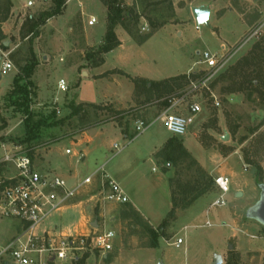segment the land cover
Instances as JSON below:
<instances>
[{"label": "rangeland", "instance_id": "374dc122", "mask_svg": "<svg viewBox=\"0 0 264 264\" xmlns=\"http://www.w3.org/2000/svg\"><path fill=\"white\" fill-rule=\"evenodd\" d=\"M121 1L132 12L123 25L117 26L120 36L136 43L137 56L142 54L148 59L143 62L128 54V65L150 63L153 70H158L155 78L160 79L176 77L189 68V73L203 72L204 66L198 62L205 50L223 60L205 87L170 104L169 113L181 116L186 115L191 104L200 106L185 135L172 137L163 121L158 120L138 138L134 137L135 121H155L165 109L162 99L166 95L159 99L153 92L136 88L131 80L132 95L120 100L119 105L108 101L96 107L80 104V113L72 120L63 117L62 109L52 104L60 78L68 87L69 101L76 103L84 91L89 92L82 84L77 87L78 72L103 62V54L96 48L85 47L83 37L98 42L106 32L107 10L100 0H68L61 14L38 28L36 38L32 27L45 13L54 10L53 0H0V21L8 14L0 22L5 47H0V59H7L13 67L5 75L0 73V143L12 146L7 154L31 152L37 169L58 174L44 163L49 146L55 150L67 146L65 139L104 123H112L122 131L125 128L127 138L118 132L100 137L105 149L98 164L104 165L105 174L113 169L118 173V168L133 169L136 174L126 179L124 194L158 223L144 221L130 201L106 203L103 217H96L99 208L95 200H90L101 190L102 179L96 176L78 201L82 202L83 214L89 215L87 230L98 224L114 233L113 249L105 257L98 252H90L84 259L82 255L77 264H213L215 255L220 256L221 264H264V228L246 217L247 209L259 199L260 186L264 187V0ZM193 9L208 12L203 24L196 23ZM90 17L95 19L93 27L87 25ZM38 46V51L46 52L49 60L37 77L43 80L41 98L48 104L43 107L35 105L37 88L32 75L29 81L20 80L17 89L6 93L11 78L30 64L32 57L37 64ZM126 47L131 50L132 46L126 43ZM109 60L108 63L116 62L113 56ZM106 74L115 75L118 71ZM96 92L100 97V86ZM63 95L59 94L61 100ZM119 112L123 114L117 115ZM37 122L44 125L33 131L35 139L25 142L29 137L26 127L32 128ZM224 136L226 141H222ZM155 137L160 145L146 160ZM1 144L0 175L9 176L13 168L2 162L5 151ZM114 144L122 150L116 153ZM56 154L51 159L53 163L60 162L59 153ZM70 164L81 171L85 163L75 165L72 159ZM91 170H82L81 179ZM219 175L229 179V192L223 195L224 205L214 206L221 198L214 185ZM193 185L209 186V191L189 206L173 209L171 192L178 199H192L196 194L190 193ZM80 211L73 206L55 212L43 227L73 231ZM18 225L16 221L0 219V247L15 234ZM152 231L157 235L155 248H151ZM76 232L84 233L79 227ZM179 239L183 242L176 246Z\"/></svg>", "mask_w": 264, "mask_h": 264}, {"label": "built area", "instance_id": "2783aa9c", "mask_svg": "<svg viewBox=\"0 0 264 264\" xmlns=\"http://www.w3.org/2000/svg\"><path fill=\"white\" fill-rule=\"evenodd\" d=\"M31 4L29 2L28 6ZM94 23L95 19L91 17L88 25ZM199 57L198 63L204 66L201 78L191 81L188 91L178 98H186L192 92L205 87L223 61L206 50ZM12 68L7 59H0V73L5 74ZM57 86L60 91L68 89L64 80H59ZM175 99L177 98L170 99L169 105H173ZM172 105L165 108L155 121H135L134 137L146 132L158 120L163 121L165 129L172 137L184 136L194 116L200 112V106L191 104L186 115L181 116L169 113ZM119 148L114 145L116 153L122 150ZM2 162L10 164L13 172L9 176L0 175V219L16 221L19 225L15 234L0 247V264H73L86 253L98 252L105 256L111 252L114 233L104 225L80 234L70 228L58 231L43 227L51 214L80 204L79 197L92 186L96 176L102 179L101 190L90 196L91 201L95 200L96 206L103 209L106 203H127L124 191L118 183L105 175L103 167L69 186L60 175L37 169L25 150L5 153ZM229 183V179L222 175L214 179V185L221 193V198L214 202V206L224 205L223 195L229 192ZM181 243L179 239L175 245L179 246Z\"/></svg>", "mask_w": 264, "mask_h": 264}, {"label": "crops", "instance_id": "0c3cea01", "mask_svg": "<svg viewBox=\"0 0 264 264\" xmlns=\"http://www.w3.org/2000/svg\"><path fill=\"white\" fill-rule=\"evenodd\" d=\"M88 21H87V25H88ZM94 25H95V23L93 25H88V27H93ZM115 34H116L120 44L118 47H116L112 51H110L106 54H103L102 64L99 66H96V67H92L91 69L81 70V72H78L80 77H79L77 87L81 86V84H82V86L87 87V90L89 92L84 91V93L81 95V97L77 100L76 103L69 101L68 95H66V92L68 91V89L66 91H60L58 89V86H57L58 81L63 80V78H60L56 82L55 89H54L55 96H54V99L52 101V104H55L58 106L59 109H62L61 113H63V117H71L70 120L74 119L75 116H72V114H71L72 113L71 107H75V106H78L80 104L97 106L100 102L108 101L110 104L115 103L116 106L119 105V103L121 102L120 100L124 101V98H129L132 95L134 86L132 85L130 80L142 79V80H146V81L157 82V81H161V80L171 78V76H167V77H163L160 79H156L155 75L159 74L158 70L156 68H155V70H153V65H151L150 63L149 64L145 63L142 66H139V65L137 66V64H134L132 66L128 65L127 64L128 54H131L132 56L136 57L135 58L136 60L140 59L143 62L147 61L148 59H145V56H143L142 54H138L141 57L137 56V53L139 51L138 45L136 43L132 42L130 39L121 38L120 33H119V29L117 27L115 28ZM83 37H84V46L85 47H91V48H96V49H98V47L103 43V40H104V36H102V38L98 42H90L89 36L85 35ZM126 43L131 44L132 52H131V50L127 49ZM38 48H39V46L36 49V54H37L36 58H37L38 62H37L36 66L33 70L32 77H33V80L35 81L36 88H37L36 104L35 105H36V107H39V106L43 107L44 105H48V104H46V102H44V100L41 98V92H42L41 89H42V85H43L42 84L43 80L39 81L37 79V77H38V74L40 72H43L44 69L47 67L49 60H48V57L46 55V52L38 51ZM66 50H67V48H66ZM206 51H208V50H206ZM112 56L115 57L116 62L108 63L110 61L109 58H111ZM59 61L63 62L62 58H60ZM111 62H113V61L111 60ZM137 62L138 61H136V63ZM73 64H74V66H76L78 68V64L76 62H74ZM11 70H13V68ZM114 70H117L118 74H115V75L106 74L107 76L104 75L105 73H107V72L111 73V71H114ZM189 72H190V68L187 69L185 72H182V73L177 74L175 76L184 75V74L186 75ZM7 73H5V74H7ZM5 74H2V75H5ZM15 77H16V74L11 78L10 86L8 87V91L6 93H8L10 90H12L13 80ZM125 77H127V78H125ZM99 86H100V90L102 89V94L100 95V97L98 96V94L96 92ZM109 89L121 90L122 92L119 94L118 93L114 94L113 91L109 92L108 91ZM63 93H65V95L62 96L63 98L61 100L59 94H63ZM59 109L57 111L60 113ZM117 132L119 135L123 136L124 138H127L125 128L122 131L120 129V127L119 128L114 127V125L112 123H104L100 126H96V127L92 128L89 131L83 132L80 135L79 134L75 135L72 137V139H69V138L65 139L64 141H68V143H69L67 146H61L59 149H56V150L52 149V147L49 146V149L47 150V152L43 156L44 163L48 167L55 169L56 172L58 174H60V176L65 179V181L67 182V184L69 186H73L74 184L81 181L85 177L91 176L100 167L104 168L103 164H102V166H100L101 164H98V163H101L100 161L102 159V156L104 154L103 152L105 149L103 139L100 140V137H104V135L108 136V134L109 135L110 134L116 135ZM138 137H135V138H138ZM160 142L161 141L155 137V139L152 142V149L150 148L149 152L146 154V157H145L146 160L150 159V155H152V153L154 152L155 147L156 146L158 147V145H160ZM114 145H116V144H114ZM114 145H113V149H114ZM1 147L3 148L5 153H7V149L11 148L12 146H8L6 143L2 142ZM57 152L59 153V156H60V162L53 163V162H51L52 161L51 159L53 158L54 155H57L56 154ZM81 158H82V160H81ZM72 159L75 160V165H79L80 163H82V164L85 163L84 165H82L83 166L82 170L85 171V169L86 170L92 169L90 174L86 175L84 178L81 179L80 173L82 170L79 171L76 168L73 169V167L70 164ZM116 172H117V169H113V170H111V172H109L105 175L107 177H109L110 179L114 180L116 183H118L120 185V187L122 188V190L125 192L124 186L127 183L126 179H128V177L135 176L136 173H134L133 169H129L128 167H124L121 170L118 168V173H116ZM128 201H130V203L132 204V208L137 213L141 214L140 217L144 221H146L147 223H150L152 225L153 224L156 225L158 223V222H153L148 213L142 212L140 210V207L136 204L135 201H134V203L129 199H128ZM81 205H82V202L77 205L81 211H80V217H79L77 226H74L73 230L78 231V227H79V228H81L82 232H86L87 231L86 222H87V220H89L88 219L89 215L86 216L87 214H85V215L83 214V210L80 207ZM98 208H99V210H98L99 214H96V217H99V218L103 217L104 207H103V209L101 207H98ZM157 221H159V219ZM94 223L96 224V222H94ZM92 224L93 223H91V225ZM97 226H100V225L96 224V227Z\"/></svg>", "mask_w": 264, "mask_h": 264}, {"label": "trees", "instance_id": "16d2710c", "mask_svg": "<svg viewBox=\"0 0 264 264\" xmlns=\"http://www.w3.org/2000/svg\"><path fill=\"white\" fill-rule=\"evenodd\" d=\"M68 0H53V3L55 4V8L53 11L47 12L44 14L42 19L32 27L33 31V38H36L38 36V28L45 24L46 21H48L50 18H53L59 14H61L62 8L66 4ZM103 5L106 7L107 10V17H106V32L104 35V40L103 43L98 47V53L100 55L106 54L116 47L119 46V41L118 38L115 34V28L118 25H123L125 22V18H127L130 13L132 12L130 8L126 6H122V1L121 0H100ZM8 14L3 18L2 21L4 22L7 19ZM4 38L3 33L0 30V47L5 48L2 43V39ZM102 62V61H101ZM36 66V63L33 61L32 57V62L30 64H25L22 70L16 75V77L13 80V90L17 89L18 83L20 80L23 81H29L33 70ZM203 73L201 74H190V75H179L173 78L153 82V81H146L142 79H133L131 80L132 83L136 86V88H140L143 90L145 93L153 92L155 93L159 99L162 98L164 95L165 99H162V104L164 105V108H167L169 106L168 101L172 98H178L182 96L184 93L188 91V86L190 85L191 81H197L201 78ZM187 87V90L185 91ZM92 106V105H91ZM94 107V106H93ZM96 107V106H95ZM81 110V105L75 106L72 108V116H77L80 113ZM28 111V110H27ZM123 112L117 113V115H122ZM26 118L29 120L30 119V113H26ZM44 125L41 122H37L36 125H34L32 128H27L26 127V136L27 139L25 142H29L33 139H35V136H33V131L37 126ZM37 130V128H36ZM36 133V131H35ZM184 152V151H183ZM185 153V152H184ZM186 154V153H185ZM28 155L32 159V153L29 152ZM210 178V177H209ZM192 188L190 189V193L194 194L192 199H187L184 200L178 199L176 196L175 192H171V200H172V208H185L189 206L193 201H195L197 198L206 195L209 191V186L206 185H201V187H195L194 185L191 186ZM153 235L156 234L154 231H152ZM157 235H154V241L153 245L151 248H155L157 246ZM88 256V253L83 255V259ZM81 259H78L75 261L73 264L79 263Z\"/></svg>", "mask_w": 264, "mask_h": 264}, {"label": "water", "instance_id": "95a60500", "mask_svg": "<svg viewBox=\"0 0 264 264\" xmlns=\"http://www.w3.org/2000/svg\"><path fill=\"white\" fill-rule=\"evenodd\" d=\"M194 19L198 25L203 24L207 19V13L204 10L193 9L192 11ZM227 136L222 138V141H226ZM261 193L257 202L252 205L246 211V217L259 223L264 228V187L260 186ZM220 256L215 255L213 258V264H221Z\"/></svg>", "mask_w": 264, "mask_h": 264}]
</instances>
